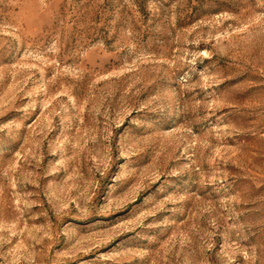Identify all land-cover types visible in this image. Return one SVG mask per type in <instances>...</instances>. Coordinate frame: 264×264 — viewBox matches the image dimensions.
I'll use <instances>...</instances> for the list:
<instances>
[{
    "label": "rangeland",
    "instance_id": "obj_1",
    "mask_svg": "<svg viewBox=\"0 0 264 264\" xmlns=\"http://www.w3.org/2000/svg\"><path fill=\"white\" fill-rule=\"evenodd\" d=\"M0 264H264V0H0Z\"/></svg>",
    "mask_w": 264,
    "mask_h": 264
}]
</instances>
